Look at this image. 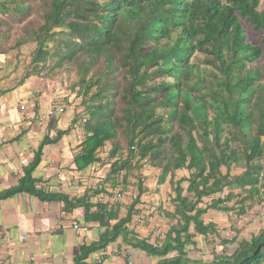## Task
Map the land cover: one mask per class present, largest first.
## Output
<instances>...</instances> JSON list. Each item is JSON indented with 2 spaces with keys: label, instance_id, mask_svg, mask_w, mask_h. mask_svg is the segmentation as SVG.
<instances>
[{
  "label": "trees",
  "instance_id": "trees-1",
  "mask_svg": "<svg viewBox=\"0 0 264 264\" xmlns=\"http://www.w3.org/2000/svg\"><path fill=\"white\" fill-rule=\"evenodd\" d=\"M259 3L0 0V54L31 43L35 47L18 83L74 72L69 89L79 100L77 108L82 107V112L74 110L67 128L53 139L45 137L18 185L0 192V200L27 192L41 200L63 201L69 209L83 206L86 220L108 226L114 217L111 209L91 212L85 198L71 202L63 194H48L31 175L42 147L78 128L82 140L72 169L83 171L98 162L107 169L99 177L101 186H113L121 171L138 168L143 158L163 175L189 172L175 188L179 220L164 243L133 244L159 258L157 264H264V225L256 223L249 236L238 238L242 232L231 222L230 239H225L215 223L202 218L209 209L227 214L238 204L241 220L249 212L248 201L253 207L258 201L264 209V63H258L264 51V6ZM34 12L37 19L15 35L11 24ZM248 28L261 33L260 43L248 40ZM59 100L54 106L66 111L67 103ZM107 142L108 160L99 159ZM240 166L243 171L233 174ZM181 181L188 182L184 194ZM203 198L209 204L200 206ZM130 212L113 226L117 233ZM201 237L212 247L189 257L185 247ZM114 238L106 229L93 246L81 248L77 262Z\"/></svg>",
  "mask_w": 264,
  "mask_h": 264
},
{
  "label": "crops",
  "instance_id": "crops-1",
  "mask_svg": "<svg viewBox=\"0 0 264 264\" xmlns=\"http://www.w3.org/2000/svg\"><path fill=\"white\" fill-rule=\"evenodd\" d=\"M14 68L10 58L0 54V192L18 185L45 137L53 139L72 119L66 111L50 112L56 97L50 96L46 80L30 77L19 84ZM81 140L82 134L76 128L42 147L40 161L31 173L37 180L36 187L48 194H63L71 202L85 198L91 204V212L106 207L114 217L107 222L108 226L101 225L85 219L83 206L69 209L60 200H41L27 192L16 193L0 200V264H126L129 260L133 264H157L159 258L148 256L133 244L138 240L156 246L164 243L179 220L175 214V188L179 180L189 177V172L180 169L163 175L160 167L139 161L138 168L119 173L122 185L114 182L113 186H101L99 177L103 178L107 169H102L98 162L83 171L72 169ZM65 143L69 151L63 153ZM110 147L107 142L99 150V159L108 160ZM180 186L184 194L188 182L181 181ZM203 204H209V198H203L199 205ZM129 210L130 219L117 233L113 226L126 218ZM217 212L209 209L202 218L220 227L221 237L228 239L225 224L213 219ZM221 213L217 216L227 218ZM260 214L262 226L264 217ZM221 221L226 222L224 218ZM73 222L86 229L76 233ZM106 229L115 238L77 262L81 248L93 246ZM21 234L29 237L21 241ZM198 239L195 245L185 247L191 258L212 247L202 237ZM203 258H209L207 253Z\"/></svg>",
  "mask_w": 264,
  "mask_h": 264
},
{
  "label": "rangeland",
  "instance_id": "rangeland-1",
  "mask_svg": "<svg viewBox=\"0 0 264 264\" xmlns=\"http://www.w3.org/2000/svg\"><path fill=\"white\" fill-rule=\"evenodd\" d=\"M259 8H262L264 6V0H259ZM33 4V2H32ZM37 19V14L36 12H34L33 14H31V16L27 17L26 20H24L22 23L18 22V19L15 20V22L13 24H11V26H13V32L15 35L16 34H20L22 32V28L25 24H30L27 23L28 21L30 22H34ZM248 34V40H250L251 42H254L256 44L260 43V39H261V33L259 32H254L252 31L250 28H248L247 31ZM34 44H28V45H23L22 47H20L19 50H15V51H11L9 53H7L6 56H8L11 60L12 65H15L16 70L14 71L15 73H17V78H20L24 72H25V65L29 60V52L32 51V49H34ZM263 50H264V46H263ZM19 52V57H15V54ZM258 63H264V51L260 57V60ZM14 68V69H15ZM46 80V83L48 84V91L50 93L51 97H56V102H61L59 100V98L63 101L64 103L66 102V112L70 113V115L74 114V110L77 109L78 112H82V107L79 106L77 108V103L79 102V100L74 99V93L69 89L70 84L73 83L76 80V75L74 72H72L71 74H67L65 71H58L56 72V74L52 77H48ZM14 81V80H13ZM7 84L9 85V82H7ZM75 107V109H74ZM81 132V130H80ZM70 146V144H69ZM69 151V148L67 147V144L65 143V145H63L62 147V152L65 153L66 151ZM243 167H237V169L233 170L232 173L233 174H238L241 171H243L242 169ZM237 192V191H236ZM248 200V199H247ZM231 205V202H230ZM228 205V206H230ZM246 205L248 206V211L243 217L242 219H245V222L241 221L237 216L236 213L237 210V205H234L233 207H235V210L229 212V213H223L224 216L227 215V218L222 217V216H217L222 214L221 212H217V214H215L214 216V220H217V222L220 224V222H223L225 224V228H227L228 230L231 229L230 224H232L231 222L234 223V226L236 225V228L238 230V232H242L241 235L239 234L238 238H241L243 235L247 234V236H249V234L251 233V229L252 231L256 230V223L261 224V220L258 219L259 214L263 213V215L260 214L261 217H264V209H263V205L262 203L256 201L255 206L253 207V205L251 206L249 201L246 203ZM225 219L226 222L221 221V219ZM248 219V220H247ZM229 220V221H228ZM238 221L239 223H236V221ZM247 220V221H246ZM241 223V224H240ZM220 228V227H219ZM218 228V230L221 232V230ZM235 228V227H234ZM222 233V232H221ZM228 236V235H225ZM227 239V238H225ZM230 239V237L228 238ZM234 245V244H233ZM228 246H232V245H228Z\"/></svg>",
  "mask_w": 264,
  "mask_h": 264
},
{
  "label": "built area",
  "instance_id": "built-area-1",
  "mask_svg": "<svg viewBox=\"0 0 264 264\" xmlns=\"http://www.w3.org/2000/svg\"><path fill=\"white\" fill-rule=\"evenodd\" d=\"M21 108L23 109L24 105H21ZM53 111H62V108L59 107V106H53L50 112H53ZM130 149L133 151L134 154L138 153V149H137V147L135 145H132L130 147ZM124 152H125V154H127L128 149H126ZM140 162L147 163L148 160L146 158H143V159L140 160ZM117 184L122 185V175L121 174L118 175ZM120 197H121V193H118L116 195V198L119 199ZM72 228L76 231V233H80V232H82L83 230L86 229L85 227H82L81 225H79L77 222H73ZM28 237H29V234H21L19 239L21 241H23V240H25ZM128 264H133V263L130 261V262H128Z\"/></svg>",
  "mask_w": 264,
  "mask_h": 264
}]
</instances>
